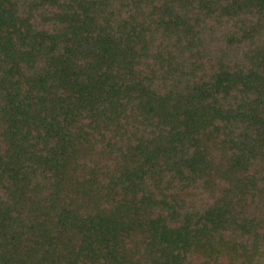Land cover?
<instances>
[{
  "label": "trees",
  "instance_id": "obj_1",
  "mask_svg": "<svg viewBox=\"0 0 264 264\" xmlns=\"http://www.w3.org/2000/svg\"><path fill=\"white\" fill-rule=\"evenodd\" d=\"M264 260V0H0V264Z\"/></svg>",
  "mask_w": 264,
  "mask_h": 264
},
{
  "label": "rangeland",
  "instance_id": "obj_2",
  "mask_svg": "<svg viewBox=\"0 0 264 264\" xmlns=\"http://www.w3.org/2000/svg\"><path fill=\"white\" fill-rule=\"evenodd\" d=\"M259 264H264V260L263 261H260Z\"/></svg>",
  "mask_w": 264,
  "mask_h": 264
}]
</instances>
